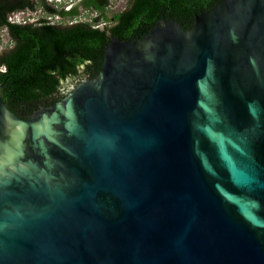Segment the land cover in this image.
<instances>
[{
    "label": "water",
    "instance_id": "obj_1",
    "mask_svg": "<svg viewBox=\"0 0 264 264\" xmlns=\"http://www.w3.org/2000/svg\"><path fill=\"white\" fill-rule=\"evenodd\" d=\"M66 92L0 95V264H264V0L109 35Z\"/></svg>",
    "mask_w": 264,
    "mask_h": 264
},
{
    "label": "trees",
    "instance_id": "obj_2",
    "mask_svg": "<svg viewBox=\"0 0 264 264\" xmlns=\"http://www.w3.org/2000/svg\"><path fill=\"white\" fill-rule=\"evenodd\" d=\"M217 1L0 0V32L10 43L0 50L1 98L17 114L52 105L100 71L109 35L140 38L161 18L190 27ZM38 9L45 15L35 21L11 18Z\"/></svg>",
    "mask_w": 264,
    "mask_h": 264
},
{
    "label": "rangeland",
    "instance_id": "obj_3",
    "mask_svg": "<svg viewBox=\"0 0 264 264\" xmlns=\"http://www.w3.org/2000/svg\"><path fill=\"white\" fill-rule=\"evenodd\" d=\"M63 0L60 1H54L57 3L62 2ZM65 1H69V0H65ZM113 1V0H112ZM124 0H114L115 6H118V4L120 2H123ZM53 2V1H52ZM45 12L42 11L41 9H38L37 11H33V12H17L16 14L13 15V18L16 20H29V21H35L37 20L39 17L44 16ZM50 18V17H49ZM55 20V19H52ZM0 38H1V44H0V50L8 47V45L10 44L7 36L5 34V32H0Z\"/></svg>",
    "mask_w": 264,
    "mask_h": 264
},
{
    "label": "flooded vegetation",
    "instance_id": "obj_4",
    "mask_svg": "<svg viewBox=\"0 0 264 264\" xmlns=\"http://www.w3.org/2000/svg\"><path fill=\"white\" fill-rule=\"evenodd\" d=\"M213 6H214V5H213ZM41 106H45V105H41ZM41 106H39V107H41ZM49 106H50V105H49ZM34 111H35V110H34ZM34 111H33V112H34ZM29 114H30V113H26V112L23 113V112H20L19 115H20L21 117H25V116H28Z\"/></svg>",
    "mask_w": 264,
    "mask_h": 264
},
{
    "label": "built area",
    "instance_id": "obj_5",
    "mask_svg": "<svg viewBox=\"0 0 264 264\" xmlns=\"http://www.w3.org/2000/svg\"><path fill=\"white\" fill-rule=\"evenodd\" d=\"M49 2H52V1H60V0H48Z\"/></svg>",
    "mask_w": 264,
    "mask_h": 264
},
{
    "label": "clouds",
    "instance_id": "obj_6",
    "mask_svg": "<svg viewBox=\"0 0 264 264\" xmlns=\"http://www.w3.org/2000/svg\"><path fill=\"white\" fill-rule=\"evenodd\" d=\"M11 18L14 19L13 16Z\"/></svg>",
    "mask_w": 264,
    "mask_h": 264
}]
</instances>
